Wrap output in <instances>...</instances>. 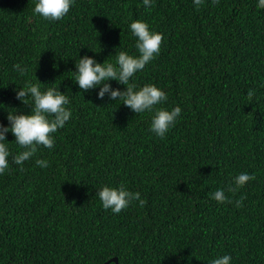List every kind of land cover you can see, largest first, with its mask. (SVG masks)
<instances>
[{
	"label": "trees",
	"instance_id": "trees-1",
	"mask_svg": "<svg viewBox=\"0 0 264 264\" xmlns=\"http://www.w3.org/2000/svg\"><path fill=\"white\" fill-rule=\"evenodd\" d=\"M37 2L0 0V124L10 127L8 112L31 113L15 98L28 82L65 94L71 117L52 134V149L38 146L22 165L12 161L24 149L6 134L0 264H211L224 255L231 264H264L258 0H202L198 9L194 0H151L150 8L143 0H74L58 21L34 14ZM136 20L163 41L129 83L163 90L168 99L157 109L182 110L163 139L150 131L154 112L136 114L108 94L99 99V87L82 92L75 83L85 55L115 64L121 51L139 54L130 30ZM38 159L49 166L38 167ZM241 173L255 180L228 191ZM121 185L139 192L145 206L105 210L98 192ZM217 190L233 203L213 200Z\"/></svg>",
	"mask_w": 264,
	"mask_h": 264
},
{
	"label": "clouds",
	"instance_id": "clouds-1",
	"mask_svg": "<svg viewBox=\"0 0 264 264\" xmlns=\"http://www.w3.org/2000/svg\"><path fill=\"white\" fill-rule=\"evenodd\" d=\"M73 3L74 0H38L34 14H39L45 20L58 21L69 12ZM201 3L202 0H194L197 9ZM212 3L215 5L218 0H212ZM143 4L149 8L152 6L151 0H143ZM257 7L264 9V0H258ZM130 30L137 38L135 47L138 50V55H129L127 52L121 51L117 55L115 64L107 61L101 64L85 55L83 58H79L78 63L75 64L77 69L75 83L78 84L82 92L99 87V99H104L105 94H108L112 101L122 100L123 105L136 114L146 111L154 112L150 131L163 139L169 129L175 125L181 114V108L177 106L170 111L165 108L157 109L156 105L166 103L168 99L163 90L153 84H146L137 89L135 84L129 83L138 71L143 70L146 64L159 55L163 35L150 30L149 25L140 20L132 22ZM14 69L21 74L25 72L20 64L14 65ZM108 81H116L118 84L124 85L126 90L113 89L107 83ZM40 84L28 82L24 88L16 92L15 98L22 104L30 106L31 113L20 114L18 110L15 114L8 112L7 119L10 127L0 124V174H4L9 166L10 152L8 150L9 143L6 142L7 133L11 132L15 137V143L24 149L12 161L17 165H22L36 154L38 146L52 149L55 143L52 134L63 128L71 117V111L66 107L69 104V98L55 87L41 91ZM248 96L251 97L252 92H249ZM29 97L32 98V105L27 104ZM35 163L41 168L49 166L46 160L38 159ZM21 170L23 169L21 168ZM252 180H255L254 175L241 173L234 178L235 187L229 186L228 191L235 192ZM98 196L103 208L111 209L114 214H119L122 210L127 209L133 201H139L140 207H144L146 204V201L140 198L139 192L133 193L123 185L118 188L105 186L98 192ZM211 198L220 204L233 203L225 195L224 190L215 191L211 194ZM243 199L244 197H241L235 202L236 207L242 206ZM211 264H231V257L224 255L214 259Z\"/></svg>",
	"mask_w": 264,
	"mask_h": 264
},
{
	"label": "water",
	"instance_id": "water-1",
	"mask_svg": "<svg viewBox=\"0 0 264 264\" xmlns=\"http://www.w3.org/2000/svg\"><path fill=\"white\" fill-rule=\"evenodd\" d=\"M111 262H115L116 264H118V260L117 259H113ZM109 264V263H106Z\"/></svg>",
	"mask_w": 264,
	"mask_h": 264
}]
</instances>
